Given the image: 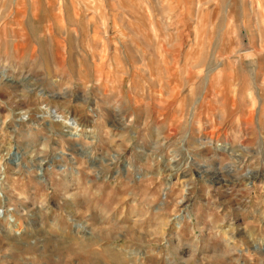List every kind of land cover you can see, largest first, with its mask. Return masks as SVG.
<instances>
[{
	"label": "rangeland",
	"instance_id": "1",
	"mask_svg": "<svg viewBox=\"0 0 264 264\" xmlns=\"http://www.w3.org/2000/svg\"><path fill=\"white\" fill-rule=\"evenodd\" d=\"M0 199V264H264V0H0Z\"/></svg>",
	"mask_w": 264,
	"mask_h": 264
},
{
	"label": "bare ground",
	"instance_id": "2",
	"mask_svg": "<svg viewBox=\"0 0 264 264\" xmlns=\"http://www.w3.org/2000/svg\"><path fill=\"white\" fill-rule=\"evenodd\" d=\"M44 112H45V114L49 115L53 120L60 121L62 124H65V126L70 127L71 130H74V131L77 130V123L71 117L63 116V115L57 113L54 109H49L48 111H44ZM74 131H68L67 134L72 135L74 133ZM4 210H5L4 209V200L0 199V214L3 213ZM4 218H5V214H4ZM13 227H14V229H13ZM76 227H80V228L83 227V223H77ZM17 228H18V225H15V224L11 225L10 224L7 228H3L2 232L7 237V239L14 240L15 237H17V236L14 237L13 234H14V230H17ZM25 230H27V229H25ZM25 230H23V231H25ZM19 235H20V233H19ZM19 237H21V236H19ZM111 249H115V247L112 246Z\"/></svg>",
	"mask_w": 264,
	"mask_h": 264
}]
</instances>
